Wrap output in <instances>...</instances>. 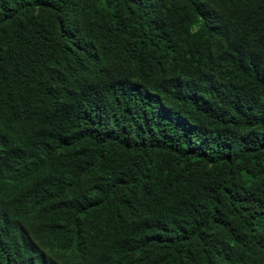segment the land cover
<instances>
[{"label":"trees","instance_id":"obj_1","mask_svg":"<svg viewBox=\"0 0 264 264\" xmlns=\"http://www.w3.org/2000/svg\"><path fill=\"white\" fill-rule=\"evenodd\" d=\"M0 264H264V0H0Z\"/></svg>","mask_w":264,"mask_h":264}]
</instances>
